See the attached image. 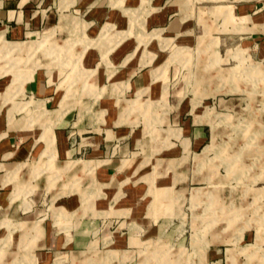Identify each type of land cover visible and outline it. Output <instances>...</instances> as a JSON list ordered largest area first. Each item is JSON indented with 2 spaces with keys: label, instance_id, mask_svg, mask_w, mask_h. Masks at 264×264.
<instances>
[{
  "label": "rangeland",
  "instance_id": "obj_1",
  "mask_svg": "<svg viewBox=\"0 0 264 264\" xmlns=\"http://www.w3.org/2000/svg\"><path fill=\"white\" fill-rule=\"evenodd\" d=\"M225 1L187 0L186 8H178V14L186 18L185 31L177 35L165 32V35L173 38L162 50L163 56L168 59L164 64L169 76L165 86V93L168 92L166 98L149 100L146 98L148 95L142 96L143 91L135 97L131 91L124 90L119 99L120 103L124 101L120 110L125 112L119 121L127 120L123 123L131 128L134 150L138 155L149 153V142L154 144L153 152L169 146L173 155L180 154L183 137L187 136V124L198 115V121L203 123L206 131L205 140L195 149L199 151L211 139L212 124L211 141L201 151L195 152L194 158L191 149L186 152L183 148L181 154L185 156L184 161L182 156L175 159V162L178 160L186 166L188 164L190 174L196 171L198 175L208 176L200 182H185L194 186L190 193L177 191L172 185L150 188L152 199L147 215L155 222L152 226L146 222V216L93 217L98 224L91 240L97 243H92L83 252L88 264H264V56L261 59L258 49L264 42V32H244L264 30V21L248 25L246 16L233 12L234 6L231 4L210 7L211 14L221 15L222 18L208 15L207 5ZM253 2L260 6L264 0ZM219 8L221 12L216 10ZM260 11L264 12V5ZM199 12L214 24V27L207 24L205 33L204 24L198 18ZM73 13L77 17L62 13L59 23L49 27L58 21L55 15L51 23L34 28L38 31H34L32 36L19 38L31 39L32 50L29 52L20 53L30 49V46L10 45L0 36V112L3 113L12 104L11 117L15 110H25L31 119L27 126L39 123L42 127L40 137L47 144L42 156L47 158L48 163L43 169L42 165L34 163V176L40 172L57 175L52 163L55 155L54 122L71 106H87L90 112H95V121L100 123L99 101L102 95L110 91L109 83L96 81V71H89L85 67L91 65L85 64L84 67L82 62L83 52L92 44L85 30L88 34H94L102 22H93L86 28L88 24L81 21L84 16L76 11ZM69 20L71 23L67 24ZM246 41H250L251 46L243 49ZM183 45L186 47L173 51L175 46ZM107 68L101 63L99 71ZM34 71L48 77L53 82L51 87L57 85L64 93L57 109H47L43 99L38 96L14 101L27 97L23 92L24 85L32 78ZM117 86L113 85V88L117 89ZM173 91L177 93L174 96ZM178 98V105L175 106ZM194 101L195 107L191 110ZM48 107H53V104ZM52 111L54 114L50 116ZM168 126L180 127L181 130L166 129ZM35 129L36 133L41 130L38 124ZM35 158L36 155L32 156V159ZM25 165L22 164L20 171ZM95 167L91 161L79 160L62 172L78 168L92 176ZM47 178L49 184L55 180ZM79 181L75 182L76 185L74 183L71 190L82 193ZM80 187L84 190L83 199L87 203L89 196L84 193L90 194L91 187L84 184ZM33 196L29 192L20 196L14 193L12 200L23 203ZM70 196L77 195L65 194L54 202L58 204ZM51 197L52 194L45 191L39 201L46 207L43 211L46 220L57 222L66 216V212L64 208L53 207V214L48 208ZM58 208L62 211L59 212ZM8 217L9 225H0V264H38L33 247L39 233L33 240L28 239L29 233L24 232V224H16L19 218H13L10 214ZM156 224L161 225L159 231L155 230ZM60 225L55 227L60 228ZM20 229L24 235L19 238ZM8 233L12 234L14 241L11 236L5 237ZM106 236L111 240L108 245L104 243ZM17 247L16 255L7 261L8 252ZM108 247L112 248L106 249ZM234 251L237 252L236 256ZM230 254L237 261H231L228 258ZM56 259L58 262L55 264H71L68 256ZM53 261L49 258L46 260L47 264H53Z\"/></svg>",
  "mask_w": 264,
  "mask_h": 264
},
{
  "label": "crops",
  "instance_id": "obj_2",
  "mask_svg": "<svg viewBox=\"0 0 264 264\" xmlns=\"http://www.w3.org/2000/svg\"><path fill=\"white\" fill-rule=\"evenodd\" d=\"M186 3L187 0H0V36L10 45L16 43L30 46V49L20 53L31 51L32 41L19 38L32 36L34 31H38L34 28L51 23L55 15L58 16V21L49 27L59 23L62 13L76 16L73 11L84 16L81 21L88 24L86 28L93 22H102L96 33L91 32L92 35L88 34L87 29L85 30L86 37L92 40V44L83 52L82 62L83 66L91 65V67L84 66L89 71L93 73L96 71L98 74L96 81L109 83L110 91L102 95L99 101L100 123L95 121V112L93 110L90 112L87 106L83 108L71 106L54 122L52 132L55 155L52 163L57 175L40 172L34 176L32 173L34 163L42 165V169L48 163L47 158L42 156L47 144L45 139L40 137L41 125L34 123L27 126L31 119L25 110H15L11 117L10 112L14 109V104L7 107L3 113L0 112V225H9L10 214L13 218H19L16 224H24V232L29 233L28 239L31 240L39 233L33 247L36 253L32 252L37 257L38 264H47V258L53 259L55 264L58 262L56 258L61 256H68L71 264L76 262L88 264V258L83 252L95 242L91 240L98 224L95 218L146 216V222L152 226L155 222H152L147 215L148 204L152 199L150 188L172 185L177 191L190 193L194 186H189L185 182L190 183L191 180L200 182L208 176L198 175L196 171L190 174L188 164L186 166L183 162L185 156L181 154L191 149L194 158V153L201 151L212 139L211 124L210 141L206 142L199 151L195 150L206 138L205 126L197 118L200 115L196 117V121L192 120L187 124V136L183 137L184 151L182 148L177 155H173L169 146L153 152L154 144L150 142L147 155L136 154L130 134L131 128L123 123L127 120L119 121L120 116L125 114L120 110V105L124 103L119 101L121 91H131L135 97L138 92L143 91L142 96L148 95L146 98L149 100L166 98L168 92L165 93V86L169 82V76L164 70V64L168 59H165L162 50L167 47L173 36L165 34L177 35L185 31V15L178 14L177 10L180 6L186 8ZM219 4L233 5L237 15L246 16L248 25L264 21V12L260 11L264 2L260 6L253 0L217 2L207 5L208 15L222 18L221 15H213L209 11L211 6ZM205 17L199 12L198 18L204 24L203 33L207 24L214 27L212 21ZM70 23L71 20L67 24ZM244 32L255 33L264 30L254 29ZM250 46V41H246L243 49ZM178 47L186 46H175L173 51ZM258 49L262 59L264 42ZM101 63L109 68L105 69L106 71L104 69L99 71ZM92 83L94 84V74ZM51 84L53 82H50L48 77L34 71L32 78L24 85L23 92L27 97L16 98L14 101H25L38 96L37 98L43 99V105L47 109L55 110L60 106L64 93L60 92L57 85L51 87ZM113 85H118L117 89H114ZM175 94L177 93L173 91V96ZM199 94L195 96V100ZM179 99L175 106L178 105ZM51 104L53 107L49 108ZM194 107L195 101L190 109L193 110ZM53 114V111L50 112V116ZM37 124L41 128L38 133L35 129ZM170 128L180 129V127H166V129ZM186 144H188L187 148ZM35 155L37 158L32 159ZM181 156L183 161L175 162V159ZM79 160L91 161L96 165L92 176L78 168L62 172L65 167ZM23 163L26 165L20 171ZM47 177L55 180L49 184ZM79 179L78 185L83 192L81 184L91 187L90 194L84 193L89 196L87 203L83 199V192L71 190ZM45 191L52 194L48 208L53 214V207L64 208L66 212L65 218L57 221L61 224L60 228L55 227L59 225L56 220V224L47 221L43 213L46 207L44 208L40 201ZM26 192L34 195L30 201L15 203L12 200L14 193L20 196ZM65 194L77 196L64 198L58 204L54 202L56 198ZM61 208L57 210L60 212ZM113 210L124 213L104 214ZM78 216L81 217L74 221L73 218ZM159 227L161 228V225L156 224L155 230L159 231ZM24 232L21 230L19 238ZM6 236H11V240L14 241L12 234L8 233ZM22 239L25 241L23 237ZM104 239L105 244L111 243L107 236ZM130 240L131 235L129 237L131 243ZM110 248L112 247L106 249ZM16 252L18 247L9 251L7 261L11 260ZM234 253L236 256L237 252ZM228 258L233 262L237 261L233 254L228 255Z\"/></svg>",
  "mask_w": 264,
  "mask_h": 264
},
{
  "label": "bare ground",
  "instance_id": "obj_3",
  "mask_svg": "<svg viewBox=\"0 0 264 264\" xmlns=\"http://www.w3.org/2000/svg\"><path fill=\"white\" fill-rule=\"evenodd\" d=\"M216 10H218V11H220V8L219 9H216ZM222 10V9H221ZM229 11V13H231V10H228ZM221 12V11H220ZM223 12V11H222ZM234 12V11H233ZM229 16V15H228Z\"/></svg>",
  "mask_w": 264,
  "mask_h": 264
}]
</instances>
